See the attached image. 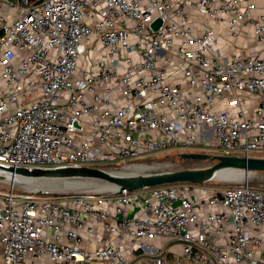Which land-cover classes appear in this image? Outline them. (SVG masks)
I'll return each mask as SVG.
<instances>
[{
    "label": "built area",
    "instance_id": "built-area-1",
    "mask_svg": "<svg viewBox=\"0 0 264 264\" xmlns=\"http://www.w3.org/2000/svg\"><path fill=\"white\" fill-rule=\"evenodd\" d=\"M188 7L226 19L233 37L249 23L264 43L251 1L0 0V166L106 169L208 145L264 154V57L223 58L213 28L194 33ZM94 44L104 51L91 62ZM228 91L261 96L253 119L238 96L212 111ZM190 184L0 190V264H172L157 238L179 244L175 264H264V187L244 179L193 201L205 188ZM96 224L101 245L89 250Z\"/></svg>",
    "mask_w": 264,
    "mask_h": 264
},
{
    "label": "water",
    "instance_id": "water-1",
    "mask_svg": "<svg viewBox=\"0 0 264 264\" xmlns=\"http://www.w3.org/2000/svg\"><path fill=\"white\" fill-rule=\"evenodd\" d=\"M159 22L157 20L155 24ZM179 156L185 159H210L214 162L212 165L201 168H185L155 173H124L93 166L33 169L0 166V181L8 180L6 173H9L13 176L27 177L31 181L40 182L41 184L48 183V186L44 189L31 188V191L34 192L76 194L92 190L66 192L65 189L90 182L98 186L99 193L100 191H135L178 183L204 184L218 178L222 171L227 173L230 171L235 173L264 172V156L209 155L198 152H183Z\"/></svg>",
    "mask_w": 264,
    "mask_h": 264
},
{
    "label": "crops",
    "instance_id": "crops-1",
    "mask_svg": "<svg viewBox=\"0 0 264 264\" xmlns=\"http://www.w3.org/2000/svg\"><path fill=\"white\" fill-rule=\"evenodd\" d=\"M239 1H240V4H246L247 1L253 2L256 6L253 12V15L255 17L259 15H264V0H239ZM186 12L190 19V25L193 28L195 34H201V32H203L206 28H209V27L215 30L216 51L223 58L225 57L246 58V57L255 56V55L264 57V43H261L256 39L253 33V28L249 23H238L236 26L237 36L233 37L228 31V24H227L226 19L221 20L218 23L214 24L205 16H202L201 14H199L192 7H188ZM96 49L100 50L99 56L103 54L102 52L104 51V49L102 47H99L96 44L91 45V53L89 54V57H88L90 61H91L93 53H96ZM94 56H98V55H94ZM235 96H238L244 100L242 107H243L246 118L253 119L254 109L258 101L260 100L261 96L252 94L251 92H248V91H242V92L238 91L235 93L231 91L225 92V94H223L222 97L219 98V100L217 101L212 111L214 113H217L220 110L227 109L229 102ZM209 147L210 146L208 145L204 149L205 150H209L210 148L213 149V147H210V148ZM258 156H264V154H259ZM190 185L192 187H195L193 183H191ZM203 187L205 188L204 192L197 191V189L194 188L193 192L189 194V196L191 197V199H193V201H197L201 198H205L209 196L211 193H213V191L219 190V188L215 186H210L207 184H203ZM95 227H96V233L94 235L84 236L83 246L86 249L92 250L101 245L100 237L103 234V231L101 230L99 225L96 224ZM116 242L119 243V245L122 247H129L130 245V240L126 236H123L121 240H118V241L116 240ZM153 243L159 247L168 245L169 252L167 254V257L169 258L172 264H175L173 260V254L180 252V246L178 243L171 242L169 240H166L165 238H157L153 240ZM263 249H264V241L259 247L260 258L264 261V250Z\"/></svg>",
    "mask_w": 264,
    "mask_h": 264
},
{
    "label": "rangeland",
    "instance_id": "rangeland-1",
    "mask_svg": "<svg viewBox=\"0 0 264 264\" xmlns=\"http://www.w3.org/2000/svg\"><path fill=\"white\" fill-rule=\"evenodd\" d=\"M99 51L96 49V53H93L91 62H94L99 58ZM98 55V56H94ZM94 56V57H93ZM202 146H207V143L200 141ZM186 149L178 151V150H168L166 152L157 153L156 155L147 156L142 159L135 160V165L132 166H124L119 163H111L106 165L105 167L108 170L116 171V172H124V173H155V172H165V171H174L185 168H201L212 165L214 161L210 159H185L181 158L179 154L184 152ZM189 152H198V153H207L209 155H216L220 153L214 147L209 150H192ZM248 179L249 182L254 186L264 187V172H252L248 175V177L244 178H230L229 180L215 179L213 181L204 183L210 186H215L219 189L224 188L227 185L235 184L240 182L241 180ZM13 189L15 192H32L31 189L27 187V185L22 182L20 179L12 180L8 178V180L0 181V190ZM98 186L94 183L88 182L87 184L79 185L73 188L65 189L66 192H80L84 190H92L98 191ZM101 189V188H100ZM109 191H100V193L106 194ZM132 257L135 258L136 254H132Z\"/></svg>",
    "mask_w": 264,
    "mask_h": 264
},
{
    "label": "bare ground",
    "instance_id": "bare-ground-1",
    "mask_svg": "<svg viewBox=\"0 0 264 264\" xmlns=\"http://www.w3.org/2000/svg\"><path fill=\"white\" fill-rule=\"evenodd\" d=\"M250 173H242V172H232L230 171L229 173L225 172V171H222L219 175H218V178L216 179H222V180H229L230 178H237V177H240V178H244V177H248ZM6 178H10L12 179L13 181L14 180H17V179H20L22 182H24L27 187L29 189H33V188H46L48 186V183L45 182L44 184H41L40 182H36V181H31V179H28L27 177H24V176H13L12 174H9V173H6ZM45 185V186H44Z\"/></svg>",
    "mask_w": 264,
    "mask_h": 264
}]
</instances>
